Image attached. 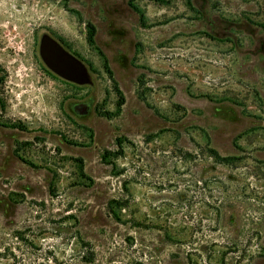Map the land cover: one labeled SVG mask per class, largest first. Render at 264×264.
Segmentation results:
<instances>
[{"label":"rangeland","instance_id":"1","mask_svg":"<svg viewBox=\"0 0 264 264\" xmlns=\"http://www.w3.org/2000/svg\"><path fill=\"white\" fill-rule=\"evenodd\" d=\"M133 5L118 75L98 0H0V264H264V0Z\"/></svg>","mask_w":264,"mask_h":264},{"label":"trees","instance_id":"2","mask_svg":"<svg viewBox=\"0 0 264 264\" xmlns=\"http://www.w3.org/2000/svg\"><path fill=\"white\" fill-rule=\"evenodd\" d=\"M103 7L102 10L106 16L105 21L102 22L103 34L108 39L104 45L105 48L113 53L112 62L116 67L117 74L120 75L121 66H128V54L131 43L129 40V28L126 21V15L130 12H137L133 5L134 0H98ZM157 2H167L168 0H154ZM97 27L94 24L87 23V41L89 44H100L99 35L97 34ZM97 48H100L97 47ZM116 51H118L116 53ZM264 55V46L262 49ZM107 63L110 65L109 60ZM264 63V62H263ZM119 96H122L120 90H117ZM121 103L119 102L118 105Z\"/></svg>","mask_w":264,"mask_h":264},{"label":"water","instance_id":"3","mask_svg":"<svg viewBox=\"0 0 264 264\" xmlns=\"http://www.w3.org/2000/svg\"><path fill=\"white\" fill-rule=\"evenodd\" d=\"M37 53L46 70L57 78L77 86H92L86 64L48 32L39 34ZM89 107L88 102L80 103L75 109L76 114L85 115Z\"/></svg>","mask_w":264,"mask_h":264},{"label":"flooded vegetation","instance_id":"4","mask_svg":"<svg viewBox=\"0 0 264 264\" xmlns=\"http://www.w3.org/2000/svg\"><path fill=\"white\" fill-rule=\"evenodd\" d=\"M71 109H72V111L74 112V114L77 115V114H76V111H75L76 106H74V108L72 107ZM78 116H79V115H78Z\"/></svg>","mask_w":264,"mask_h":264}]
</instances>
